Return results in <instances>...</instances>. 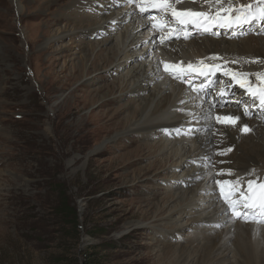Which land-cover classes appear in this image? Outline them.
Returning <instances> with one entry per match:
<instances>
[{"label": "rangeland", "instance_id": "1", "mask_svg": "<svg viewBox=\"0 0 264 264\" xmlns=\"http://www.w3.org/2000/svg\"><path fill=\"white\" fill-rule=\"evenodd\" d=\"M52 1L0 0V264H196L202 254V233L194 235V230L207 225L194 228V214L184 206L202 203L204 208L196 211L201 217L208 215L206 186H202L207 176L197 177L187 185L197 175L196 170L206 165L190 162L197 135L182 128L185 133L191 132V138L185 140L179 135L177 139L181 140L176 142L169 137L153 135L144 140L143 133L125 134L124 123L131 119L128 114L138 109L128 91H117L113 97L119 99L113 105H92L91 94L98 88H107L114 81L124 90L133 83L130 60L123 61L127 66L123 70L98 71L79 81L70 74L81 59L85 62L84 72L91 73L93 61L84 55L93 42L109 37L105 47L122 49L120 35L128 22L121 25L124 30L118 26L114 33L110 24H116L112 19L132 13L131 3L119 1V8L125 7V11L104 19L100 11L110 1ZM74 2L80 4L75 13L80 10L79 14L90 17L81 25L100 23L101 36L96 39L94 34L95 40L85 44L83 50L78 48L80 35L71 32L72 25L58 22L57 17L58 12L67 13L65 7L71 8ZM137 25L142 24L136 21ZM148 28L142 31L148 32ZM150 33L143 40L148 41ZM184 46L188 52L189 46ZM138 47L134 54H148L145 61L141 60L148 65L153 51L148 53L150 49L143 43ZM6 54L13 57L12 61ZM71 97L80 110L73 115L75 120L87 119L90 114L103 116L107 109L115 113L117 108L121 113L118 120L124 123L95 132L88 126L87 132L79 135L80 143L71 144L69 131L63 125L71 111L67 103ZM191 105L192 102L187 108ZM187 119L195 121L196 115ZM140 145H145L143 149L150 147L144 157L132 153ZM105 146L112 148L105 151ZM158 160L161 169L153 168ZM180 183L188 192L178 196L175 185ZM197 185L201 187L195 191ZM254 226L258 232L262 225ZM220 232L218 229L211 233L209 241L217 240ZM180 247L192 255L191 259L184 262L179 258ZM237 259L230 253L226 264H237Z\"/></svg>", "mask_w": 264, "mask_h": 264}, {"label": "bare ground", "instance_id": "2", "mask_svg": "<svg viewBox=\"0 0 264 264\" xmlns=\"http://www.w3.org/2000/svg\"><path fill=\"white\" fill-rule=\"evenodd\" d=\"M49 1L53 2L52 0ZM88 1L91 3V0ZM76 3L77 2H74L72 5L70 4L71 8L68 6L65 7L67 13L60 14V12H58L57 17L59 19L58 22L64 21L65 25H72L71 27L73 28L71 29V32L80 35H77L78 40H80V45H78V48L83 50L85 49V47H83L85 46V44H90L92 43V40H95L92 39L94 34H96V39L101 36V34H99L101 29H99L98 27L100 23H93L89 24L88 26L81 25L85 20L90 19V17L82 16V14H79L80 12L75 13L74 10L79 9L75 6ZM112 5L114 10H112ZM119 5V1L118 3H107L106 9H102V11H100L102 13L101 16L105 17L104 19H107V16L114 17L115 15H117L116 13L121 14L122 11H125V7L119 8ZM176 7L178 9L191 8L194 10H201L198 6L189 4L188 0H181V3L177 4ZM134 13H136V11ZM147 15H156L157 17L163 16L164 20L167 19L172 23L170 14L165 15L160 12L155 13L154 10L143 14L138 11V14H136V16L131 12H128L125 14V16H123L122 19L120 18V20H118V17L116 16L117 18L112 19V21L115 20L117 27L121 25L123 26V23L125 24L126 22H128V24H125L127 25L125 32L120 35L121 45L119 46H122V49H120L119 47L116 49L113 47H105V45H107L106 43L109 41V37L108 39H105L103 41L93 42L94 44L90 48H88L84 55L89 59V62L93 61L91 63L93 67L91 73H89L88 75L84 72L85 66L83 65V63L85 62L82 59L76 65H73L70 70L72 79L75 77V80L79 81L98 71L103 72L107 69L116 70L118 68L123 70L127 68L123 61L130 60V64L132 65L130 69L131 78L134 79V81L132 80L133 83H129L130 86L125 87L123 90L121 89V85L120 87L118 84H114L113 81L112 85H109L107 88H98V90H95L91 94L92 98L90 99V102L92 103V105L100 103V107L104 108L106 106L113 105L118 101V97H113V95H115L117 91H120L119 94L128 91V94H130V96L133 97L136 103H138V109L132 112V114H128L131 119L128 118L129 120H127L125 123L124 120H118V117L121 113L118 112L120 110L117 108H114L115 113H113L111 109H107V112L103 116L90 114L88 118H90L93 122L87 123L88 118L75 120L73 115H78L80 113V110H78L76 107V101L73 100L72 97L68 98L67 103L69 104L68 107H70L71 111H69V113L64 117L65 121L63 125L64 127H66V130L69 131V140L71 141V144H73L74 142L76 144H79V135H83L85 132H87L86 130L88 126H90L91 131L95 132L105 127L108 129L111 127L117 128L119 125L122 126V124L124 123L125 126L123 128H126L124 132L125 134L130 133V135H136V133H143L142 136H146V138L156 135L160 139H162V137H160V134L163 129H179V132H181L182 128H186L187 130L191 129L192 134L197 136L194 137V140H196V146L191 151L192 156L190 157V162L203 163V165L206 164L205 167H208L207 169H204V167H200V169L196 170L197 175L195 176V178L188 180L187 185L189 186L194 183V179H196L197 177L208 176V173L212 171L210 165L214 166V168H218V170H231L232 173L229 175L227 174V172H223L221 176H218L217 174L219 173H217L216 175L210 177L207 182L206 179L203 181L204 185L202 186H206L205 192L207 199V207L205 212H207L208 215L201 217L200 213H197V209L201 210L204 208L202 203L199 204V206H196V203L189 202L184 206L185 209L189 210L188 212H192L194 214L193 216L195 218L191 222L194 228L202 225H207L208 227H205V229L203 228L200 230H194V235L197 232L202 233V235L199 236L200 251L202 254L195 263L226 264L229 254L232 253L236 259L238 258L236 260L237 264H264V225L255 224L260 226L262 225L261 227H259V231L256 232V230L254 229V227L256 226L254 225H247V223L243 224L240 222L233 223L228 214L229 210L223 203L222 199L219 197V191L215 184V181L217 180L241 179L242 181H246L249 178L264 181V124L259 120L253 121L252 119H247L244 116V113L233 107L221 109L220 107L216 106L215 108H212L211 103L209 102L210 100H208L205 105H201L200 103L197 104V102L194 101L195 104L193 106L191 105L190 108H187L188 103H186L183 107H186L187 110H191L192 112H184L182 110H178L175 102H177V97L181 96L183 91L185 90L183 86H172L171 84L165 86V84H159L157 74L154 72L155 65L153 63V58L155 57L153 56L148 65H145V63H143L142 61H145L144 56L147 57L148 54H145L142 57H139L137 55L138 53L134 54L138 45L142 44V42H146V40L143 39L141 41L139 33H141L145 27H149L148 32H151V30L155 31V29L151 27L154 21H152L151 19L149 20L150 22L142 20V18H146ZM136 21L137 23L138 21L141 22V27H139L138 25L135 26ZM167 28L168 27H165L163 30H161L163 32V35L167 33ZM107 32V29H105L104 33ZM64 33L65 32H62V37L64 36ZM72 34L73 33H70V35ZM108 35L111 36L110 34ZM214 38H194L187 44L190 49L188 52L185 51L184 46H182L183 44L176 38H173L170 43L164 40V43L166 44L167 42V45L161 47L157 46V49L160 52L162 50H167L168 52V46L174 48L175 50L181 49V54L179 55L178 53H176L175 57H177L179 62L182 64H186V60L181 57V55L186 52V57L190 55L204 56L203 60L206 63H216L221 65L227 64L228 70H236L238 72H241L238 66H236L234 63H229L233 61L231 60V53H236L244 57V60L238 59L237 63L244 67H248V71L253 76H255L257 73H264V32L257 38L249 37L240 42L236 41L234 44L233 41L230 40V35L226 33L223 34L221 38ZM240 47H242L243 52H241ZM144 48L146 47L144 46ZM150 52L151 51H149L148 53ZM6 55L12 61L13 57L8 54ZM213 55L220 57V59L215 61L210 60L209 58ZM187 61L188 63H192V60L188 58ZM179 62H177L176 64H180ZM192 64L197 65L199 63ZM151 86L154 87L151 88ZM165 87L168 88L165 90ZM215 95L216 94L211 93L208 96L211 97L212 102L213 100L215 101ZM178 101L183 102L185 101V98L181 96ZM209 111H211L212 113L211 118H208ZM192 114L196 115V120L191 121V123H189V119H187L186 121L179 120L180 117L185 115H188V117L191 118ZM216 114L239 115L241 117V120L235 127L218 124L216 123L214 118ZM71 116L72 121L69 120V117ZM130 120H133L134 122L130 123ZM244 124H247L251 129L249 134H246V136H243L242 132L240 131L241 127ZM195 127L198 131L195 130L194 132L193 129ZM121 139L122 137L116 140L114 139L113 142L120 141ZM177 140L178 142H180L181 139H176V142ZM238 141L240 142L238 143ZM170 144L168 145L170 146ZM144 146L145 145L137 146L135 150L133 149L134 151L132 153L136 157L146 156V153L148 151L150 152V147H146V150V148H142ZM110 148L112 147L105 146L104 150L108 151ZM229 148H231L232 150L226 151ZM160 151H164V147H162ZM176 154H178V152H175V155ZM222 155H224L225 157ZM153 165V168L155 167V169H161L162 167L159 160ZM202 171L205 172L203 173ZM209 182L211 184V187L209 185ZM175 187L180 192L178 196H181L182 192H188L184 191V189L187 187L181 186V183L176 184ZM200 187V185H197V189L194 190L196 191ZM174 197H176L175 193L172 194V198ZM191 199L193 200L195 199V197ZM174 208L175 206L171 207L170 211H172ZM226 226H228L227 229H222ZM218 229L221 230L219 238L217 240H214L213 242L209 241L208 238L210 237V234L214 233ZM207 232L208 234L206 235ZM191 256L192 255L189 254V252L180 247L179 258H182V261L186 262L187 259H191Z\"/></svg>", "mask_w": 264, "mask_h": 264}, {"label": "snow or ice", "instance_id": "3", "mask_svg": "<svg viewBox=\"0 0 264 264\" xmlns=\"http://www.w3.org/2000/svg\"><path fill=\"white\" fill-rule=\"evenodd\" d=\"M132 2L133 0H129V3ZM205 2L208 4V11L191 8L178 9L176 5L180 3V0H139L138 9L141 14L151 10L165 15L170 14L174 25L164 20L163 16L151 15L149 17V19L154 21L151 25L153 29L163 30L165 27L169 29L166 34L160 36L161 43L166 39L173 38L174 35L176 39H180L181 33L184 34V39H188L187 33L190 30L203 33L212 32L213 35L218 36L220 35L219 30L243 28L253 22L264 27V0H255L254 3L250 2L235 6L232 0H227V3H225V0H205ZM213 29H216V31H213ZM209 59L215 61L220 59V57L213 55ZM229 63L236 62L232 61ZM163 70L178 80L188 77L189 83L193 77L197 79L203 78L198 87L193 86V91L204 92L205 95H207L205 90L216 82L214 78L219 73L231 81L228 86L229 89L238 87L243 90L246 96L251 98L253 105L258 102L259 108L264 110V73H257L255 79H252L249 73L228 70L227 64L206 63L204 60H201L197 65L188 63L186 67L182 63H165ZM221 84H223V81H221ZM219 95L220 97L233 96V99L214 101L211 103L212 108H215L217 103L221 109L233 103L234 94L231 91L226 93L225 88L220 87ZM209 100L211 101V97H209ZM236 103L243 102L236 101ZM244 115H251L248 107H245ZM211 116L212 113L209 111L208 118H211ZM214 118L218 124L233 127L241 120L239 115L232 114H216ZM190 131L192 130L190 129ZM240 131L248 133L251 129L247 124H244ZM231 150L229 148L226 151ZM227 174L230 175L231 170ZM215 184L219 191V197L227 206L232 218L244 222L254 221L257 224H264V181L249 178L246 181L241 179L217 180Z\"/></svg>", "mask_w": 264, "mask_h": 264}, {"label": "trees", "instance_id": "4", "mask_svg": "<svg viewBox=\"0 0 264 264\" xmlns=\"http://www.w3.org/2000/svg\"><path fill=\"white\" fill-rule=\"evenodd\" d=\"M66 210H68V209H66ZM66 212H69V211H66Z\"/></svg>", "mask_w": 264, "mask_h": 264}]
</instances>
